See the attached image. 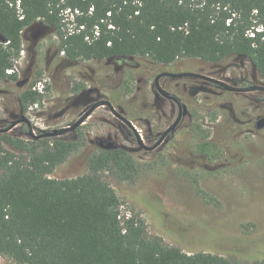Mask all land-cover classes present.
Segmentation results:
<instances>
[{"label": "trees", "instance_id": "obj_1", "mask_svg": "<svg viewBox=\"0 0 264 264\" xmlns=\"http://www.w3.org/2000/svg\"><path fill=\"white\" fill-rule=\"evenodd\" d=\"M32 30L57 37L70 62L235 58L264 79V0H0V82L19 80L15 61ZM34 84L20 92L24 110L41 99ZM230 120L234 131L243 129ZM81 147L0 136V256L15 264H264L186 253L151 235L140 213L123 215L106 180L137 182L140 168L123 148L94 152L82 176L51 178ZM195 189L213 204L196 179Z\"/></svg>", "mask_w": 264, "mask_h": 264}, {"label": "rangeland", "instance_id": "obj_2", "mask_svg": "<svg viewBox=\"0 0 264 264\" xmlns=\"http://www.w3.org/2000/svg\"><path fill=\"white\" fill-rule=\"evenodd\" d=\"M58 43L57 37L49 36L36 53L31 44L24 43L15 61L18 82H0L3 93L0 114L6 116L2 104L12 106L18 92L17 83H21L19 87L23 89L36 79L39 87L48 88L45 100L35 108L42 119L58 115L62 94L76 87L101 88L103 97H114L116 103L123 106L136 104L139 109L142 105L145 109L146 100L148 108L162 104L154 102L150 88L155 76L167 68L154 66L149 60L141 61L139 64L142 63L144 70L132 80L130 76L135 72L128 74L130 70L126 67L121 70L122 76L115 73L114 68L104 69V65L97 62L74 63L58 71L60 61L55 55ZM169 69L218 75L228 82L247 79L253 84H264L252 64L242 59L231 58L213 64L183 58ZM123 82L125 84L121 85ZM162 85L179 95L193 120L186 118L169 143L157 151L134 153L140 168L135 184L106 175L121 201L122 214L140 213L151 235L189 254L205 252L235 257L246 263L264 260V128L243 126L234 131L229 123L231 116L243 123H247L250 116L256 118L255 122L264 117V103L258 104L261 96L223 93L196 80L162 81ZM123 87L135 91L133 94L124 92ZM142 87L147 89V96L136 92V88ZM102 114H105L103 109L89 120L91 123L79 129L83 146L58 167L51 178L68 179L86 174L89 156L95 151L98 139L113 138L122 145L135 146L122 137L118 123H99ZM166 122L135 125L140 131L149 128L161 131L171 124ZM33 124L37 129L53 131L71 123ZM195 179L214 198L212 205H207L197 194ZM0 264L15 263L0 256Z\"/></svg>", "mask_w": 264, "mask_h": 264}, {"label": "flooded vegetation", "instance_id": "obj_3", "mask_svg": "<svg viewBox=\"0 0 264 264\" xmlns=\"http://www.w3.org/2000/svg\"><path fill=\"white\" fill-rule=\"evenodd\" d=\"M47 35L44 32L38 33L36 30H32L31 33H29L26 40H27V43L31 44V47L34 50V53H36V49L38 48V46H40V44L50 36V35H48V36ZM58 45H59V43H58ZM55 55H56L57 59L60 61L59 67L57 68L58 71H61V70L63 71V69L66 68L68 65L74 64V63L97 62V63L104 65V69L114 68L115 73L121 74L122 76H123V71H121V70H123L126 67L125 69L130 70L128 72V74L135 72L132 74V76H130L131 80H132L134 75L137 76L139 73H141L144 70L142 68V63L141 64H139V63L141 61H143V62L148 61V60H135V59H130V58H109V59H106L103 61L70 62L66 58L65 53H59L58 47H57ZM177 62H178V60L171 65H163V64H157L155 62H152V64H154V66H162V67L167 68V71L160 72L155 76L153 86H152V88H150V92H152V94L154 95V98H153L154 102L162 103L159 106L153 107V108H148V105H147L148 100H146V103H145L146 108L144 109L143 105H142L141 109H139L140 107L136 106V104H131L128 106H125V105L123 106L121 104H118V103H116L117 101L114 100V97H113V99H106L105 97H103L104 90L101 88L94 87V88H87L86 89L83 87H76L75 89L67 90V91H65V93L62 94V98L60 99V101L62 103H61V108L59 109L60 111H59L58 115H56L54 118H50V117L46 116V118L42 119L41 118L42 116H40L38 111L37 112L35 111V108H39V103H41L43 100H45L44 96H45L46 91H48V88L45 89V88L39 87L37 79L35 81H31L30 84L35 83L31 90L35 93H38V95L41 96V99L38 102H36L35 104L29 105L27 110H24L20 104L19 96H20V92L22 90H24L25 88L20 89L19 86L21 85V83H17L18 92L16 93L15 98L13 99L12 106L8 107V106H6V103H5V105L2 104V106H1V108L3 109L6 116L0 114V129L1 130L7 129L8 127L11 126L12 123H15V122L20 123V124H18L14 128H12L7 133H0V136L8 135V136H11V137L16 138V139H24V140H25L24 137H28V139L32 141L34 139H32L29 136V128H28V125L26 123H31V126L33 127V130H34L36 135H39L41 132H44V131H46V132H52V131L37 129L33 123H71V124L61 128V129H56V130L68 129V128H71L75 123H78L79 120L85 115V113H87L90 110V108L94 104H96L100 101H107V102H110L112 104L115 111L119 115H121L122 117L127 119L130 123H133V125L137 129L138 133L140 134L143 143L146 146L151 147V146L155 145L161 139L162 135L176 121V119L178 118L179 113H180L179 104L177 102L171 100V99H168V98L162 96V95L158 96L157 95V89L155 86L156 77L158 75H160L161 73H166V72H169V73H186V72H182V71L181 72H172L173 70L169 69L173 65H175ZM11 73H13V71ZM193 73H196V72H193ZM198 74H202V73H198ZM202 75H206V74H202ZM206 76L222 80V81H224L230 85H233V86H236L233 83L235 81H240V80L243 81L244 80L248 83L245 86L239 85L236 87H250L253 85H258V84L250 83L247 79H236V80H231L228 82L224 78H222L218 75L217 76L216 75L215 76L214 75H206ZM259 77L260 76H258V78ZM260 78L263 79L262 77H260ZM181 80H196L199 82H203L204 84H207L208 86H210L216 90H219L220 92H223V93L248 94V93L229 92V91H226L225 89H223L222 87H220L216 84H213V83H210V82H207L204 80L196 79V78H180V79H173V78H168V77L162 78L160 80V85L163 88V90L168 92L170 95L176 97L182 104H185V103H183L181 101V98L179 97V95L168 90V88H166L162 85V81L173 82V81H181ZM5 82H11V81L7 80ZM123 84H125V83L124 82L121 83V85H123ZM211 84L216 85L220 89H218L214 86H211ZM260 85L264 86V84H260ZM123 90H124V92H129L131 94H133L135 91V89H126V88H124ZM106 91H110V90L106 89ZM136 92L144 94L145 96H147V94H148L147 89H145L144 87L136 88ZM250 93L258 94L259 96H261L258 99V104L264 103V100H262V99H264V96L260 95V93L264 94V92H250ZM193 94H195V91H193ZM1 95H3V93L0 91V96ZM163 107H164V109H163ZM102 109L104 110L105 114L101 115L102 118L99 119V123H118L120 133H122L121 134L122 137L126 140V142L134 143L135 146L131 148L129 146H125V145H122L121 143L116 142L113 138H101V139H98L95 141V148H94L95 151L94 152H97L99 150L110 151V150H106L103 146H101L100 141H103L104 146H106L108 142H112L115 145H117L118 148H123V149L127 150L134 159H135L134 153H139V152L153 153V152L157 151L158 149H160L162 146L167 145L170 141V138L173 137L174 133L185 122L186 118H190L191 121L193 120L191 117V113L188 110L187 115L183 118L180 125L174 131H172L168 134V136L165 139V142H163L155 150L147 151L144 148H142V146L139 144L135 133L127 124H125L126 122H124L122 119L117 117L114 114V112L110 109L109 106H101V107L97 108L83 122V124L81 126L77 127L73 131L68 132L67 134H65L64 136H62L60 138L64 139L65 141L82 143V139L78 135L79 129L83 125H85L87 123H91L89 120H91L97 114V112L99 110H102ZM187 109H188V107H187ZM262 109H264V107ZM23 118H25L27 120H22ZM231 118H234L236 120V118L234 116H231L230 119ZM247 118H249L247 121L250 123H243L242 120H236V121H239L240 122L239 124H242L241 125L242 127L243 126L244 127H248V126L252 127L255 125L257 129H260L257 127V123L259 120H261L264 117L258 119L256 122H255L256 118H254L252 116L247 117ZM230 119H229V122L231 121ZM164 120H167L166 123H171V124L161 131H154L151 128H149L148 130L147 129H145V130L141 129V131H140L137 128V126L135 125V123H164ZM44 139H56V138H44ZM40 140H42V139H40ZM82 146H83V144H82ZM117 149H115V150H117ZM135 150H136V152H135Z\"/></svg>", "mask_w": 264, "mask_h": 264}, {"label": "water", "instance_id": "obj_4", "mask_svg": "<svg viewBox=\"0 0 264 264\" xmlns=\"http://www.w3.org/2000/svg\"><path fill=\"white\" fill-rule=\"evenodd\" d=\"M173 78V79H180V78H196V79H200V80H204L213 84H216L220 87H222L223 89H225L226 91L229 92H237V93H250V92H264V86L261 85H253L250 87H236L233 85H230L222 80L213 78V77H209L206 75H202V74H198V73H193V72H186V73H161L160 75H158L156 77V81H155V86L157 89V95H162L168 99H171L175 102H177L179 104L180 107V113L178 118L176 119V121L165 131V133L162 135L161 139L153 146L148 147L146 146L142 139L140 134L138 133L137 129L135 128V126L133 125V123H130L127 119H125L124 117H122L121 115H119L114 107L112 106V104L110 102L107 101H100L96 104H94L90 110L85 113V115L79 120L78 123H75L71 128L68 129H62V130H54L52 132H41L39 135H36L33 127L31 126V123H26L28 125L29 128V136L34 139V140H40V139H44V138H60L62 136H64L65 134H67L70 131L75 130L77 127L81 126L83 124V122L99 107L101 106H109L110 109L114 112V114L119 117L120 119H122L124 122H126L125 124H127L135 133L137 140L139 142V144L142 146V148H144L147 151H153L156 148H158L163 142H165L166 137L168 136V134L172 131H174L181 123V121L183 120V118L187 115L188 113V109L187 106L185 104H182L176 97L170 95L168 92H166L165 90H163V88L160 85V80L162 78ZM22 120H27L25 118H23ZM20 123H12L10 127H8L7 129L1 130L0 129V133H7L9 132L12 128H14L15 126H17ZM257 127L258 128H264V118H262L261 120L258 121L257 123ZM101 146H103L106 150H115L118 148L117 145H115L112 142H108L106 146H104L103 141H100Z\"/></svg>", "mask_w": 264, "mask_h": 264}, {"label": "built area", "instance_id": "obj_5", "mask_svg": "<svg viewBox=\"0 0 264 264\" xmlns=\"http://www.w3.org/2000/svg\"><path fill=\"white\" fill-rule=\"evenodd\" d=\"M6 44H9V42H7ZM12 71H9V73H11Z\"/></svg>", "mask_w": 264, "mask_h": 264}]
</instances>
